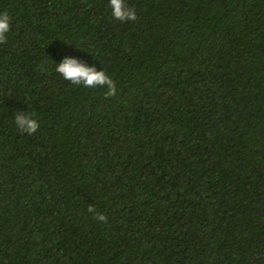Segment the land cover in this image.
I'll use <instances>...</instances> for the list:
<instances>
[{"label": "trees", "instance_id": "16d2710c", "mask_svg": "<svg viewBox=\"0 0 264 264\" xmlns=\"http://www.w3.org/2000/svg\"><path fill=\"white\" fill-rule=\"evenodd\" d=\"M125 2L0 0V264H264V0Z\"/></svg>", "mask_w": 264, "mask_h": 264}, {"label": "clouds", "instance_id": "9594fccd", "mask_svg": "<svg viewBox=\"0 0 264 264\" xmlns=\"http://www.w3.org/2000/svg\"><path fill=\"white\" fill-rule=\"evenodd\" d=\"M112 16L120 21H135L137 13L134 8L129 7L125 0H110ZM10 31V16L5 12H0V43L6 42V34ZM65 80L74 85H83L86 88H106L105 96L112 97L117 94V87L114 80L105 70L98 69L95 64L89 66L87 63L75 58L74 56H65L55 68ZM15 122L18 129L28 134L35 133L40 125L31 114L17 111ZM90 213L95 212L94 207H89ZM99 222L107 223V216L97 213L94 216Z\"/></svg>", "mask_w": 264, "mask_h": 264}]
</instances>
